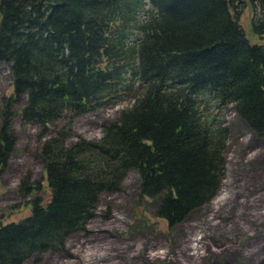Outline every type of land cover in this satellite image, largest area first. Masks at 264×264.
I'll use <instances>...</instances> for the list:
<instances>
[{"label":"trees","instance_id":"16d2710c","mask_svg":"<svg viewBox=\"0 0 264 264\" xmlns=\"http://www.w3.org/2000/svg\"><path fill=\"white\" fill-rule=\"evenodd\" d=\"M149 3L138 21L144 0H0V62L10 64L13 88L1 104L0 174L16 149L19 113L45 138L38 158L51 189L48 201L27 202L29 215L0 218V264L63 250L130 171L159 217L183 222L218 194L227 173L230 130L211 121L212 109L233 104L264 135V0ZM249 5L262 11L251 18L257 42L241 23ZM132 28L141 34L134 41ZM130 97L98 139L72 142L71 129L58 125L65 113ZM23 188L32 189L27 181Z\"/></svg>","mask_w":264,"mask_h":264},{"label":"rangeland","instance_id":"374dc122","mask_svg":"<svg viewBox=\"0 0 264 264\" xmlns=\"http://www.w3.org/2000/svg\"><path fill=\"white\" fill-rule=\"evenodd\" d=\"M144 2L146 6L135 12L138 21L147 17L150 3ZM261 12L260 8L257 14L252 12L249 5L240 14L252 42L258 40L251 18ZM131 31L129 40L134 41L139 32L136 28ZM12 91L10 64L0 62V112L3 97ZM131 99L79 115L65 113L58 125L71 129L72 142L98 139ZM24 104L25 100L16 110ZM212 111L210 118L223 122L230 135L227 173L211 201L170 226L157 215L155 201L140 197L139 175L130 171L119 191L100 196L95 216L85 229L68 237L63 250L35 256L25 264L37 260L38 264H258L264 258V135H256L233 104ZM13 127L16 149L0 174V218L4 222L29 215L32 208L27 202L34 197L48 201L51 196L47 173L38 158L45 139L38 137L40 128L24 124L19 113L13 118ZM24 181L32 187L30 192H25Z\"/></svg>","mask_w":264,"mask_h":264},{"label":"water","instance_id":"95a60500","mask_svg":"<svg viewBox=\"0 0 264 264\" xmlns=\"http://www.w3.org/2000/svg\"><path fill=\"white\" fill-rule=\"evenodd\" d=\"M213 120H214V117L211 118V121H213Z\"/></svg>","mask_w":264,"mask_h":264}]
</instances>
